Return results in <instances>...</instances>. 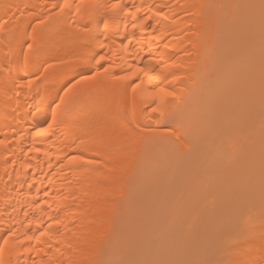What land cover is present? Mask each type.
<instances>
[{"label":"bare ground","instance_id":"obj_1","mask_svg":"<svg viewBox=\"0 0 264 264\" xmlns=\"http://www.w3.org/2000/svg\"><path fill=\"white\" fill-rule=\"evenodd\" d=\"M99 2L110 6L108 39L93 24L91 46L104 53L103 41L117 63L144 69L146 81H171L180 100L161 117L130 89L86 79L96 65L45 80L44 69L76 48L52 7L63 0H0L25 11L15 21L22 30L44 19L51 41L32 54L24 42L0 41V64L10 65L0 70V260L81 264L110 236L109 259L219 262L239 245L264 264L250 231L264 222L260 0ZM121 4L128 7H111ZM10 16L0 8V24Z\"/></svg>","mask_w":264,"mask_h":264},{"label":"snow or ice","instance_id":"obj_2","mask_svg":"<svg viewBox=\"0 0 264 264\" xmlns=\"http://www.w3.org/2000/svg\"><path fill=\"white\" fill-rule=\"evenodd\" d=\"M12 5L8 3L0 4V8L4 10L5 15L7 16L9 12H11V16L8 17L4 21L3 24H0V41H7L6 46H10L14 43L21 44L23 47L26 44L29 54H32L35 49L41 47V44L47 45L50 43V38L46 35L45 31L41 29V25L45 24V20L41 19L35 27L31 28V33L26 30H22V28L15 23L17 19L23 17L25 15V11L19 6L16 7V11H12ZM28 5H25L24 8H27ZM52 7L59 9L57 16L61 19L67 18L68 31L71 37L72 42L76 45L74 49V54L69 56L68 58L57 57L54 64H49L47 68L44 69V73L46 74L44 79L47 80L50 77H55L58 74H66L73 67L80 65H96L95 75L86 78L93 81H101L105 85L116 83L120 86L122 91L131 90L133 95V100L135 102V97L137 94L140 95L143 100H151L152 104V112L159 113L161 117H168L170 115V106L176 101L180 100V97L177 96L176 91L170 90L171 81L168 83H164L161 81L160 83H152L151 77H148L147 81L144 77L147 76V73L144 69L139 66H133L131 64H127L125 66V61L120 60L117 63L113 59V52L109 45L100 42V47L107 48L108 51L101 53L97 52L95 48L91 46V40L93 38L92 25L99 24L103 25V35L104 39H108V31H109V17L107 15V10L109 9V5L100 3L99 0H63L62 4H55ZM112 8H121V11L127 5H113ZM131 7H136L135 4H132ZM192 7H215V8H224L228 7V5L216 4V5H192ZM233 7H241V5H234ZM247 7H255V5H247ZM261 10V28H262V40H261V61H262V84H261V94H262V104H264V0H260L259 4ZM129 10H131L129 8ZM137 12L142 11L141 8H136ZM144 19H151V17L145 16ZM87 21V22H86ZM210 24L218 23L217 18H213L209 22ZM125 26V30H126ZM138 27H143V25H138L137 23L132 24V28L136 29ZM38 29H41L38 31ZM135 35V33H134ZM211 38H215V34L213 32H209ZM84 38V39H82ZM40 41L41 44L37 42ZM131 43V41L129 42ZM126 51V50H125ZM103 62H108V66H104ZM59 68L62 71L57 72L56 69ZM121 69L124 72L123 75L117 73L116 69ZM0 70L4 73L10 72V65L7 63L0 64ZM214 73L209 71V76H213ZM102 78V79H101ZM139 78V82L137 81ZM167 80V77H165ZM130 82V83H125ZM80 83V82H78ZM32 85L31 80L25 81L23 84L18 87H30ZM76 85H73L75 88ZM72 89H69L71 92ZM68 93H65L67 96ZM64 103V100L61 99V104ZM59 108L60 105H57ZM51 129V125L47 129H40L37 132V135H45ZM179 131V130H177ZM174 136L175 141L179 144L182 143L181 135H177L175 133L172 134ZM3 141H0L2 144ZM34 151H39V149L34 148ZM262 209H264V204H262ZM56 223H59L57 220ZM39 227V225H37ZM49 225V229H50ZM191 228V226H189ZM252 235H259L261 241V251L264 253V222L261 223L259 229H251ZM14 235V233H13ZM40 235L42 236H51V232L48 229L41 230ZM33 236H29L25 234V240L31 241L33 240ZM111 237H103L99 240L97 244L98 251L95 253L93 258H89L86 261L81 262V264H256L255 261L247 259L252 249L244 248L237 245L234 247L229 255L230 259L226 261H195V260H132L126 258L119 259H109L105 258V253L110 244ZM7 246L8 241H4ZM39 243V240H37ZM127 243V242H126ZM191 243L190 240L185 239L182 241V245L187 247ZM0 264H11L10 261H2L0 260Z\"/></svg>","mask_w":264,"mask_h":264},{"label":"rangeland","instance_id":"obj_3","mask_svg":"<svg viewBox=\"0 0 264 264\" xmlns=\"http://www.w3.org/2000/svg\"><path fill=\"white\" fill-rule=\"evenodd\" d=\"M138 218V217H137ZM139 219V218H138ZM139 221V220H138ZM141 221V220H140ZM137 223H139V222H137L136 220H134V222H133V224L135 225V224H137ZM138 225V224H137Z\"/></svg>","mask_w":264,"mask_h":264}]
</instances>
